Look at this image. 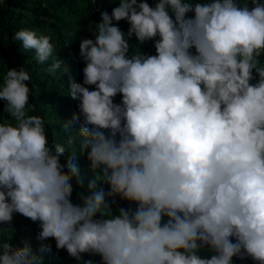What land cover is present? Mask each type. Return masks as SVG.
<instances>
[{
  "label": "clouds",
  "instance_id": "1",
  "mask_svg": "<svg viewBox=\"0 0 264 264\" xmlns=\"http://www.w3.org/2000/svg\"><path fill=\"white\" fill-rule=\"evenodd\" d=\"M100 15L77 57L46 69L70 80V120L29 114L24 67L3 75L0 225L37 222L41 253L55 240L78 262L264 264V0H119ZM12 39L53 58L48 35ZM76 131L87 182L79 154L61 159ZM43 260L0 238V264Z\"/></svg>",
  "mask_w": 264,
  "mask_h": 264
},
{
  "label": "trees",
  "instance_id": "2",
  "mask_svg": "<svg viewBox=\"0 0 264 264\" xmlns=\"http://www.w3.org/2000/svg\"><path fill=\"white\" fill-rule=\"evenodd\" d=\"M147 2L154 7L156 0H147ZM198 2H207V0H198ZM118 5L119 0H114V2L113 0H0V83L9 68L24 67L31 76L27 83L32 89L30 103L35 106V111L29 114L44 117L46 123L44 114L53 120V115L58 117L61 112H66V115L61 116L60 119L70 120L74 115L70 111L72 108L74 110L77 108V101L72 98L70 99V111L64 103L71 97L68 91L70 80L60 70L52 74L46 69L53 59L77 57L80 52L81 39L92 38L94 35L89 31V25L95 28V23L101 21L100 13L107 11L110 14L112 9ZM114 23L116 22L114 21ZM118 26L127 33L129 24L126 21H120ZM22 29L34 30L38 34L50 36L55 48L53 58L40 64L34 59V51L24 52L21 42L12 39L15 32ZM134 39L135 37L129 41L130 44H133ZM148 44L150 42L145 45ZM88 87L91 90L94 86ZM4 107L5 101L0 100V121L9 119L8 114L4 112ZM79 126V122H77V128ZM54 127L62 128V123H56ZM48 132L49 127L47 137L50 144L54 143L52 139H60L57 132H52L50 139ZM69 135L76 136V139L68 144L69 151L66 149L65 157L61 158L62 162L66 161L67 156L72 153L79 154L80 151L77 131L75 134L69 133ZM77 149L79 150L77 151ZM78 163L81 173L85 176V182H87V179L94 174L89 171L90 165L84 153L79 154ZM102 186L104 185L101 184L100 187ZM77 189L81 191L79 188ZM84 191L87 194L86 188ZM0 227L5 228L0 231V238L11 242L14 247H22L26 242L30 243L34 253L43 255L44 264H87L89 261L91 264H100L91 258H85L78 262L66 250H58L56 242L52 245L51 243L55 240L48 243L51 245L50 251L46 250L41 253V242L36 239L40 231L38 223L32 222L20 214H14L10 226L0 225ZM9 227L11 229H8ZM254 264H258V262Z\"/></svg>",
  "mask_w": 264,
  "mask_h": 264
}]
</instances>
